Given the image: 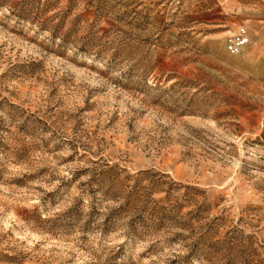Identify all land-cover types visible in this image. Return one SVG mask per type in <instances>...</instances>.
I'll return each instance as SVG.
<instances>
[{
	"label": "rangeland",
	"instance_id": "rangeland-1",
	"mask_svg": "<svg viewBox=\"0 0 264 264\" xmlns=\"http://www.w3.org/2000/svg\"><path fill=\"white\" fill-rule=\"evenodd\" d=\"M238 3L0 0V264H264V1Z\"/></svg>",
	"mask_w": 264,
	"mask_h": 264
},
{
	"label": "built area",
	"instance_id": "built-area-1",
	"mask_svg": "<svg viewBox=\"0 0 264 264\" xmlns=\"http://www.w3.org/2000/svg\"><path fill=\"white\" fill-rule=\"evenodd\" d=\"M243 31H240L235 37L229 40L226 45L227 52L232 56L241 54L243 47L247 44V39L244 37Z\"/></svg>",
	"mask_w": 264,
	"mask_h": 264
},
{
	"label": "crops",
	"instance_id": "crops-1",
	"mask_svg": "<svg viewBox=\"0 0 264 264\" xmlns=\"http://www.w3.org/2000/svg\"><path fill=\"white\" fill-rule=\"evenodd\" d=\"M229 1V9L237 10L238 6L240 5L238 3V0H228ZM264 1V0H263ZM223 10V7L220 8Z\"/></svg>",
	"mask_w": 264,
	"mask_h": 264
}]
</instances>
